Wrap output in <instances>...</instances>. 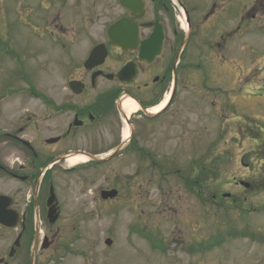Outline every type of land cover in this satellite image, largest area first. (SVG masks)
I'll use <instances>...</instances> for the list:
<instances>
[{
  "label": "flooded vegetation",
  "instance_id": "flooded-vegetation-1",
  "mask_svg": "<svg viewBox=\"0 0 264 264\" xmlns=\"http://www.w3.org/2000/svg\"><path fill=\"white\" fill-rule=\"evenodd\" d=\"M84 1L89 3L0 0V16L7 26L0 37L14 49L32 47L29 36H36L63 58L80 48L83 33L89 30L82 28L83 23H99L83 54L71 62L60 91L10 95L20 97L15 99L17 114L0 132V264H73L78 257L80 251L71 243L75 229L68 230L65 224L59 183V168L73 170L63 164L70 155L97 158L121 148L109 163L133 162L138 168L136 179L141 163L161 158L155 149L163 141L164 147L190 144L195 135H202L197 143L211 137L216 145L229 149L224 158L238 159L247 172L230 176L234 188L253 195L264 192V93L247 95L239 89L242 71L264 63V51L249 41L264 31V0H138L140 11L124 8L121 0ZM120 19L136 26L125 34H137L121 46L107 35ZM7 21L12 23L8 26ZM156 24L163 29L159 52L155 41L148 42ZM96 47L105 57L100 65L88 66ZM124 67L121 81L117 74ZM255 70L254 83L264 87V64ZM71 82L76 84L70 86ZM11 92L7 88L0 100ZM195 104L207 107L211 122L196 132ZM131 105L135 110L129 111ZM252 105L250 115L242 117L243 108ZM210 173L216 175L205 167L200 172L192 169L199 179L209 178ZM187 180L189 192L191 187L197 189L198 181L192 185ZM131 182L124 183L123 196L138 210L145 205L135 192L141 180H134L136 185ZM198 195L203 205L210 200L214 205L224 199L233 206L240 202L230 192H214L211 198ZM121 197L118 192L102 203L110 205Z\"/></svg>",
  "mask_w": 264,
  "mask_h": 264
},
{
  "label": "rangeland",
  "instance_id": "rangeland-1",
  "mask_svg": "<svg viewBox=\"0 0 264 264\" xmlns=\"http://www.w3.org/2000/svg\"><path fill=\"white\" fill-rule=\"evenodd\" d=\"M88 3L83 0L82 5ZM97 4L101 6L100 2ZM7 22L8 26L12 23ZM98 24L83 23L82 28L89 29V33H83L78 50L66 52L63 58H60V52L48 48L47 41L42 45L41 38L36 36H29L32 47L28 52L18 48L19 53L12 55L14 48L7 46L0 37V96L7 93V88L12 89L8 97L0 100V132L8 128L10 118L17 114L18 100L15 99L20 95H10L14 91H60L71 62L83 54ZM3 27L7 28L0 16V30ZM24 28L29 29L27 25ZM22 40L27 42V34ZM33 40L39 41L33 44ZM249 41L264 51V31L255 33ZM263 64L257 63L242 71L241 94L264 93V87L254 83L257 75L253 76L255 69ZM245 66H249L248 61ZM198 91L206 92V89L199 87ZM256 108L259 109L258 104ZM254 109L253 105L243 108L242 117L249 116V110ZM207 115L206 106L195 104L194 132L211 123ZM198 139L204 138L195 135L193 143L178 142L168 147H164L163 141L162 146L155 149L159 151L161 162L152 163L146 159L141 163L140 179H134L138 170L136 164L124 160L95 168H83L80 163L69 172L59 168L65 224L69 226L68 230L75 229L71 243L78 249L77 253L80 251L73 264H264V192L253 195L234 188L230 176L247 174L238 159L224 158L229 149L216 145L211 137L201 144L196 142ZM152 149L147 148V151L153 153ZM63 164L65 169L69 168L67 163ZM202 167L216 175L210 173L209 178L202 179V191L201 185L197 184V189L190 188L189 192L186 179L192 185L201 181L197 174L192 175V169L200 172ZM134 180H141L140 188L134 189L145 200L144 207L138 210L129 206L123 196L127 189L124 183L132 181L136 185ZM108 188H115L122 195L110 205L102 203L99 195L101 189ZM197 192L209 198L214 192H230L240 202L236 207L227 199L219 205H214L211 200L208 205H203ZM107 238L112 240L110 246L104 243Z\"/></svg>",
  "mask_w": 264,
  "mask_h": 264
},
{
  "label": "water",
  "instance_id": "water-1",
  "mask_svg": "<svg viewBox=\"0 0 264 264\" xmlns=\"http://www.w3.org/2000/svg\"><path fill=\"white\" fill-rule=\"evenodd\" d=\"M127 24H124L123 22H118L116 25H115V27H124V26H126ZM152 39H155V41H156V47L158 46V48H159V45H160V40L162 39V34H161V30H159L158 29V31H156L153 35H152V37H151ZM123 71L124 70H121L120 72H119V74H118V77L119 78H122V75H123ZM116 195V191H110V192H102V198L103 199H106V198H108V197H114ZM111 240L110 239H106L105 240V244L106 245H108V246H110L111 245Z\"/></svg>",
  "mask_w": 264,
  "mask_h": 264
},
{
  "label": "bare ground",
  "instance_id": "bare-ground-1",
  "mask_svg": "<svg viewBox=\"0 0 264 264\" xmlns=\"http://www.w3.org/2000/svg\"><path fill=\"white\" fill-rule=\"evenodd\" d=\"M136 107H134L133 105H131V108H129L130 110H135ZM124 135H127V133L125 132ZM87 161V159L83 156L80 155H70V157H68L65 161V163H67L68 167H75V165L80 164V163H85Z\"/></svg>",
  "mask_w": 264,
  "mask_h": 264
}]
</instances>
